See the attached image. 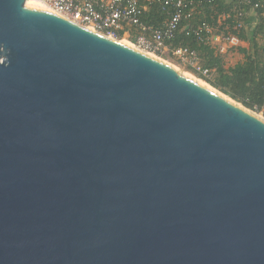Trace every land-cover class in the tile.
Returning <instances> with one entry per match:
<instances>
[{
    "label": "water",
    "instance_id": "obj_1",
    "mask_svg": "<svg viewBox=\"0 0 264 264\" xmlns=\"http://www.w3.org/2000/svg\"><path fill=\"white\" fill-rule=\"evenodd\" d=\"M120 40L0 0V264H264V118Z\"/></svg>",
    "mask_w": 264,
    "mask_h": 264
},
{
    "label": "built area",
    "instance_id": "obj_2",
    "mask_svg": "<svg viewBox=\"0 0 264 264\" xmlns=\"http://www.w3.org/2000/svg\"><path fill=\"white\" fill-rule=\"evenodd\" d=\"M68 19L105 35L128 39L138 48L163 59L171 58L183 63L195 75L202 78L214 74L213 68L205 66L200 52L182 42L176 43L177 32L184 22L195 15L199 5L214 0H38ZM245 9L236 11L235 23H226L231 13L217 16L215 25L202 21L192 28V35L198 43L211 45L218 54H224L234 47H240L245 40L231 31L247 27L251 14L247 8L264 7V0H236ZM155 6L164 14L161 25L145 20L146 13ZM264 14V13H263ZM254 24L256 21H251ZM197 72V73H196ZM264 116V97L260 107Z\"/></svg>",
    "mask_w": 264,
    "mask_h": 264
},
{
    "label": "trees",
    "instance_id": "obj_3",
    "mask_svg": "<svg viewBox=\"0 0 264 264\" xmlns=\"http://www.w3.org/2000/svg\"><path fill=\"white\" fill-rule=\"evenodd\" d=\"M245 5L237 4L236 0H214L211 3L199 5L195 15L184 22V27L177 32L176 43L182 42L200 52L202 63L215 68L213 80H207L227 95L242 102L249 108H260L264 97V45H259L258 37L264 36V7L247 8L251 14L247 19V27L231 31L245 40H249L250 49L246 53V60L231 67H224L221 57L216 56L207 44L198 43L192 35V28L202 21L213 25L217 23V16L221 13H231L226 23H235V13L245 9ZM146 20V19H145ZM251 21H256L252 24Z\"/></svg>",
    "mask_w": 264,
    "mask_h": 264
},
{
    "label": "crops",
    "instance_id": "obj_4",
    "mask_svg": "<svg viewBox=\"0 0 264 264\" xmlns=\"http://www.w3.org/2000/svg\"><path fill=\"white\" fill-rule=\"evenodd\" d=\"M145 19L155 25H161L164 19V14L155 6H152L147 11ZM209 48L213 50L216 56L221 57L223 66L228 68L246 60V53H248V50L250 49V42L249 40H244L240 47H234L224 54H218L215 48L211 45H209ZM213 70L215 71L214 67Z\"/></svg>",
    "mask_w": 264,
    "mask_h": 264
},
{
    "label": "rangeland",
    "instance_id": "obj_5",
    "mask_svg": "<svg viewBox=\"0 0 264 264\" xmlns=\"http://www.w3.org/2000/svg\"><path fill=\"white\" fill-rule=\"evenodd\" d=\"M259 39H258V41H259V45H264V36H262V35H260L259 37H258ZM123 39V38H122ZM123 40H128V39H123ZM128 41H130V40H128ZM131 42V41H130ZM264 57V56H263ZM172 60H168V61H170L171 62V64L173 63V64H176L178 67H180V70L181 71H183V72H190L191 74H193L192 73V71L189 69V67L187 66V65H185V64H183V63H180V62H178L177 60H175V59H173V58H171ZM167 61V62H168ZM170 62H169V64H170ZM172 64V65H173ZM186 72V73H187ZM197 73V72H196ZM197 74H199V75H201V73H197ZM194 75V74H193ZM199 75H195V78L197 79V80H199V81H201V82H203V83H205L206 85H208L209 84V82L207 81V80H213V74L210 76V77H206V78H202V77H200ZM209 86V85H208ZM212 88V87H211ZM236 100V99H235ZM250 110H252L253 112H256L257 114H259L261 117H263L264 118V116L263 115H261V110H260V108H258V107H253L252 109H250Z\"/></svg>",
    "mask_w": 264,
    "mask_h": 264
},
{
    "label": "bare ground",
    "instance_id": "obj_6",
    "mask_svg": "<svg viewBox=\"0 0 264 264\" xmlns=\"http://www.w3.org/2000/svg\"><path fill=\"white\" fill-rule=\"evenodd\" d=\"M27 4H29V5H34V6H37V7H39V8H42V9H45V10H48V11H53V9L52 8H50L48 5H46V4H44V3H41L40 1H38V0H26V5ZM89 28H91V27H89ZM93 29V28H92ZM121 42H123L124 44H126V45H128V46H131L132 48H135V49H138V50H140V51H142V52H145L144 50H142V49H140V48H138L136 45H134L132 42H130V41H128V40H123V39H121L120 40ZM145 53H148V54H150L151 56H153V57H156V58H158V59H163V58H161V57H159V56H157V55H155V54H152V53H149V52H145ZM167 62V61H166ZM168 63V62H167ZM183 73H185V74H187V75H189V76H191V77H193V78H195V76L193 75V74H191V73H186V72H183ZM196 79V78H195ZM201 82V81H200ZM203 83V82H202ZM203 84H205V83H203ZM206 85V84H205ZM208 86V85H207ZM208 87H210V86H208ZM211 88V87H210ZM211 89H213V88H211ZM213 90H215V89H213ZM215 91H217V90H215Z\"/></svg>",
    "mask_w": 264,
    "mask_h": 264
}]
</instances>
